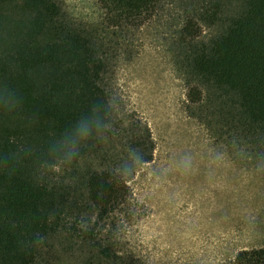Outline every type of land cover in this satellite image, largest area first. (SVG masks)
<instances>
[{
	"label": "trees",
	"instance_id": "1",
	"mask_svg": "<svg viewBox=\"0 0 264 264\" xmlns=\"http://www.w3.org/2000/svg\"><path fill=\"white\" fill-rule=\"evenodd\" d=\"M97 2L96 28L60 0H0V264H142L123 230L156 142L112 84L146 28L176 53L191 116L264 168V0ZM222 264H264V247Z\"/></svg>",
	"mask_w": 264,
	"mask_h": 264
},
{
	"label": "rangeland",
	"instance_id": "2",
	"mask_svg": "<svg viewBox=\"0 0 264 264\" xmlns=\"http://www.w3.org/2000/svg\"><path fill=\"white\" fill-rule=\"evenodd\" d=\"M60 1L74 19L99 26L98 0ZM155 29L139 33L137 56L120 61L113 76L117 105L140 114L156 142L154 162L131 184L135 212L126 218L124 252L142 264H222L264 247V168L191 116L176 53L160 48ZM186 157L191 169L182 175Z\"/></svg>",
	"mask_w": 264,
	"mask_h": 264
},
{
	"label": "clouds",
	"instance_id": "3",
	"mask_svg": "<svg viewBox=\"0 0 264 264\" xmlns=\"http://www.w3.org/2000/svg\"><path fill=\"white\" fill-rule=\"evenodd\" d=\"M95 127L97 128V130L102 131L106 128V125L102 121L97 120L95 122ZM77 131L82 139H87L90 135L91 126L87 123L80 122ZM76 155H77V151L75 149H69L65 152V159L71 161L72 159L75 158ZM145 163H149V162H145ZM190 169H191V160L190 158L186 157L184 161V167L181 170V174L188 175ZM40 239H43V237H40Z\"/></svg>",
	"mask_w": 264,
	"mask_h": 264
}]
</instances>
